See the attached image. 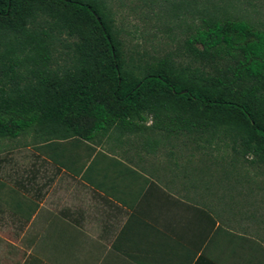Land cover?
<instances>
[{
  "label": "trees",
  "instance_id": "16d2710c",
  "mask_svg": "<svg viewBox=\"0 0 264 264\" xmlns=\"http://www.w3.org/2000/svg\"><path fill=\"white\" fill-rule=\"evenodd\" d=\"M105 1L0 0V139L117 131L153 148L162 133L227 139L264 170V25L204 10L175 55L185 66L163 57L132 74ZM62 32L80 41L68 67H52Z\"/></svg>",
  "mask_w": 264,
  "mask_h": 264
},
{
  "label": "crops",
  "instance_id": "0c3cea01",
  "mask_svg": "<svg viewBox=\"0 0 264 264\" xmlns=\"http://www.w3.org/2000/svg\"><path fill=\"white\" fill-rule=\"evenodd\" d=\"M141 147L117 131L0 139V246L21 264H264L248 215L195 201Z\"/></svg>",
  "mask_w": 264,
  "mask_h": 264
},
{
  "label": "rangeland",
  "instance_id": "374dc122",
  "mask_svg": "<svg viewBox=\"0 0 264 264\" xmlns=\"http://www.w3.org/2000/svg\"><path fill=\"white\" fill-rule=\"evenodd\" d=\"M105 6L120 43L122 60L132 74L136 72L134 67L153 65L163 57H170L176 69L185 66L186 59L175 55L204 10L219 18H238L264 25V0H106ZM45 19L46 23L51 21ZM79 41L78 37H66L62 32L51 53L52 67H68ZM145 126H149V121ZM155 138L156 147L149 143L144 147L155 151V161L161 159L177 169L182 181L180 191L182 188L194 192L195 201L235 202L264 240L263 169L250 167L234 155L227 139L212 140L208 145L202 139L186 135L162 133ZM22 254L3 244L0 264H21Z\"/></svg>",
  "mask_w": 264,
  "mask_h": 264
}]
</instances>
